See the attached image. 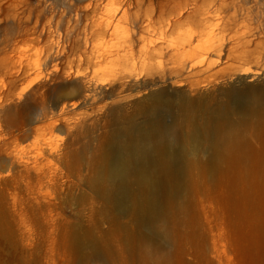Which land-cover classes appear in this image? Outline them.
Here are the masks:
<instances>
[{
  "label": "bare ground",
  "instance_id": "6f19581e",
  "mask_svg": "<svg viewBox=\"0 0 264 264\" xmlns=\"http://www.w3.org/2000/svg\"><path fill=\"white\" fill-rule=\"evenodd\" d=\"M85 1L89 24L83 51L70 59L67 71L75 77L66 86L72 91L59 88L52 113L64 120L72 114L69 140L37 138L13 156L0 153V264L6 255L29 264L32 249L54 243L48 236L56 227L53 211L73 187L80 189L81 202L90 204L91 224H84L86 213L68 216L63 240L72 258L81 264H165L173 256L170 244L181 241V218L190 217V193L206 190L207 181L224 183L233 168L252 169L259 180L264 88L231 86L212 100L205 93L189 98L170 92L148 78L181 67L192 74L213 70L210 58L223 57L225 32L241 19L238 6L264 0H113V8L107 0ZM91 36L102 38L99 48ZM104 61L117 63V73L102 76L95 67ZM261 78L264 67L237 70L238 81ZM119 84L149 91L134 112L113 111L104 133L95 136L99 120L90 122L93 111L83 109L109 107L106 100Z\"/></svg>",
  "mask_w": 264,
  "mask_h": 264
},
{
  "label": "rangeland",
  "instance_id": "374dc122",
  "mask_svg": "<svg viewBox=\"0 0 264 264\" xmlns=\"http://www.w3.org/2000/svg\"><path fill=\"white\" fill-rule=\"evenodd\" d=\"M114 1L106 2L113 8L119 0L113 4ZM263 4L251 1L243 8L238 6L237 18L241 19L225 32L227 50L222 55L225 56L224 59L219 56L210 58L214 63L212 72L192 74L186 67H181L182 70L172 73L173 75L156 74L159 77L148 78L149 83L157 82L158 86L189 98L205 93L212 100L222 98V91L231 86L238 91H261L264 88V78L238 81L237 70L248 65L264 67ZM85 5V0H0L2 157L13 156L17 148L23 146L30 149L31 143L37 138L52 139V136L54 141L61 144L69 140L72 125L68 120L72 114H67L64 120L52 113L56 110L54 104L61 90L59 88H66L75 78L68 76L67 71L70 68V59L78 57L83 51L82 45L89 24ZM234 9L229 15L234 13ZM124 26L125 23L122 22L121 28ZM124 35L122 30L118 37ZM216 37L215 44L220 41V35ZM91 41L99 48L98 43L102 38L91 36ZM165 64L168 66L166 61ZM95 69L102 76L108 77L117 73L118 65L104 61L96 65ZM24 86H28L27 92L20 95ZM135 86L122 88L119 84L113 98L106 100L109 103L107 108L83 109L93 111L90 122L100 121L94 131L95 136L104 133V124L113 118V111L121 107L125 113L136 110V102L146 95L149 88ZM158 86L151 85L152 88ZM66 89L62 91H72L71 86ZM56 120V125L51 127ZM257 145L264 154L263 144L257 141ZM262 163L257 181L252 169L233 168L226 171L228 173L224 183L207 181L204 185L206 190L190 193V217L181 218V241L170 244L173 256L165 264H264V162ZM76 189L73 187L69 194L59 197V207L56 206L57 209L53 211L57 228L53 227L48 232L50 241L54 243L50 246L42 245L37 250L32 249L29 253V264H81L77 258H72L63 240L68 216L74 218L77 212L84 215L86 213L84 224H91V217L87 216L90 213V204L81 202L80 189ZM46 232L39 231V234ZM33 237L37 238L35 233ZM3 261L5 264H22L18 256L6 255ZM86 264L112 263L96 260Z\"/></svg>",
  "mask_w": 264,
  "mask_h": 264
}]
</instances>
